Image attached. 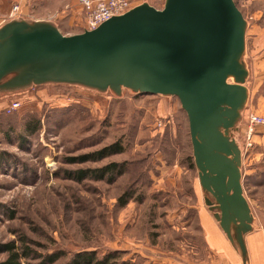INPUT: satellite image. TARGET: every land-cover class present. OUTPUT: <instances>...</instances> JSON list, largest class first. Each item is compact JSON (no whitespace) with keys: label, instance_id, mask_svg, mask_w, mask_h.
I'll list each match as a JSON object with an SVG mask.
<instances>
[{"label":"rangeland","instance_id":"obj_1","mask_svg":"<svg viewBox=\"0 0 264 264\" xmlns=\"http://www.w3.org/2000/svg\"><path fill=\"white\" fill-rule=\"evenodd\" d=\"M66 1H10L0 9V26L20 16L53 22L66 36L82 34L77 0ZM235 3L248 22V85L256 98L264 95V0ZM244 123L233 137L243 151L252 234L263 235L264 128L250 146ZM105 149L110 154L95 157ZM111 164L116 173L90 175ZM125 195L133 198L121 206ZM199 209L207 206L177 98L127 90L118 98L55 84L0 94V262L11 245L21 264H71L86 253L96 261L116 254L109 264H242L226 238L234 258L208 248Z\"/></svg>","mask_w":264,"mask_h":264},{"label":"water","instance_id":"obj_2","mask_svg":"<svg viewBox=\"0 0 264 264\" xmlns=\"http://www.w3.org/2000/svg\"><path fill=\"white\" fill-rule=\"evenodd\" d=\"M247 29L235 0H165L162 9L144 1L73 36L18 16L0 26V94L55 84L177 98L207 211L242 264H251L255 217L233 137L250 99Z\"/></svg>","mask_w":264,"mask_h":264},{"label":"crops","instance_id":"obj_3","mask_svg":"<svg viewBox=\"0 0 264 264\" xmlns=\"http://www.w3.org/2000/svg\"><path fill=\"white\" fill-rule=\"evenodd\" d=\"M15 2L16 0H0V9L3 8V4L5 3H10ZM54 2H58V4H67L66 0H53ZM135 2V6L139 5V3L143 1H149L150 4L153 6L156 5V3H159L160 0H131ZM56 3L55 5L58 6ZM78 9L80 10V17L78 21H81L83 23L84 21V13L82 8L78 5L76 2ZM61 7V6H58ZM69 10L66 11L64 9L63 13L68 12ZM71 14V13H70ZM71 16V15H69ZM70 20H74V17H70ZM250 88V99L249 103L247 105V108L245 112H256V113H264V95L260 97H253V91ZM246 113V114H247ZM199 222L200 226L203 230V236L204 240L208 246V248L221 256H225L230 258L233 257V251L228 244L227 240L219 230V228L216 226L212 218L210 217L208 211L206 209H199ZM247 244H248V250H249V255H250V262L251 264H264V234L262 235L261 233L259 234H251L250 237L247 239Z\"/></svg>","mask_w":264,"mask_h":264},{"label":"built area","instance_id":"obj_4","mask_svg":"<svg viewBox=\"0 0 264 264\" xmlns=\"http://www.w3.org/2000/svg\"><path fill=\"white\" fill-rule=\"evenodd\" d=\"M27 1V0H21ZM84 13L82 27L92 31L113 17L121 16L134 7L131 0H77ZM20 3L13 7V13L18 14ZM245 136L249 145H252L255 131L264 128V113L249 112L244 117ZM217 264H226L218 262Z\"/></svg>","mask_w":264,"mask_h":264},{"label":"trees","instance_id":"obj_5","mask_svg":"<svg viewBox=\"0 0 264 264\" xmlns=\"http://www.w3.org/2000/svg\"><path fill=\"white\" fill-rule=\"evenodd\" d=\"M111 149V148H110ZM110 149H105L103 152H98L95 157H103L104 155H108L110 154ZM118 151L123 150L121 147L117 149ZM109 151V153H108ZM113 152V151H112ZM85 160V158H84ZM117 164H111L109 165L107 168L103 169L101 172L103 175H100V173L98 171H94V172H90L91 176H96V177H104L105 175H109V174H114L117 172ZM83 173H85L84 171L81 173V177L83 175ZM92 173H94L95 175H93ZM89 174V172H88ZM133 197L130 196H123L120 198V202H121V206H125L128 204V202L130 200H132ZM15 249V247L11 246V245H7L4 247V251L3 252H7L9 253L8 258L5 261L0 262V264H21L20 262V255H18V253H13V250ZM112 258H117L116 254H112L110 256H108L107 258H104L101 261H96L95 257L91 254H79L75 257V259L71 262V264H109L110 259ZM122 264H129L127 262H122Z\"/></svg>","mask_w":264,"mask_h":264},{"label":"bare ground","instance_id":"obj_6","mask_svg":"<svg viewBox=\"0 0 264 264\" xmlns=\"http://www.w3.org/2000/svg\"><path fill=\"white\" fill-rule=\"evenodd\" d=\"M231 245V244H230Z\"/></svg>","mask_w":264,"mask_h":264}]
</instances>
